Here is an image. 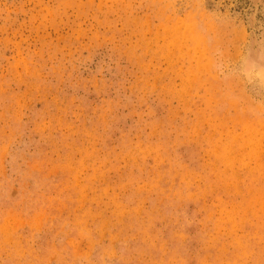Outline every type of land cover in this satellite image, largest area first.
Wrapping results in <instances>:
<instances>
[{
	"label": "rangeland",
	"instance_id": "1",
	"mask_svg": "<svg viewBox=\"0 0 264 264\" xmlns=\"http://www.w3.org/2000/svg\"><path fill=\"white\" fill-rule=\"evenodd\" d=\"M264 0H0V264H264Z\"/></svg>",
	"mask_w": 264,
	"mask_h": 264
},
{
	"label": "clouds",
	"instance_id": "2",
	"mask_svg": "<svg viewBox=\"0 0 264 264\" xmlns=\"http://www.w3.org/2000/svg\"><path fill=\"white\" fill-rule=\"evenodd\" d=\"M255 78L264 81V68L255 70Z\"/></svg>",
	"mask_w": 264,
	"mask_h": 264
}]
</instances>
